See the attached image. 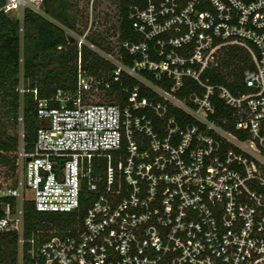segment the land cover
<instances>
[{
  "label": "built area",
  "instance_id": "2783aa9c",
  "mask_svg": "<svg viewBox=\"0 0 264 264\" xmlns=\"http://www.w3.org/2000/svg\"><path fill=\"white\" fill-rule=\"evenodd\" d=\"M43 1L0 0V34L7 17L22 38L25 11L42 14ZM127 17L140 41L116 39L137 59L107 55L111 80L78 68L76 89L47 100L20 75L39 127L26 151L21 103L16 187L0 190L16 204L3 206L0 234H18V264L25 243L34 264H264V0H139ZM230 48L249 58L244 92L205 77ZM117 82L127 103L86 101ZM141 88L155 97L138 99ZM25 201L75 221L25 240Z\"/></svg>",
  "mask_w": 264,
  "mask_h": 264
},
{
  "label": "trees",
  "instance_id": "16d2710c",
  "mask_svg": "<svg viewBox=\"0 0 264 264\" xmlns=\"http://www.w3.org/2000/svg\"><path fill=\"white\" fill-rule=\"evenodd\" d=\"M139 0H119L120 25L119 38L121 41H140L139 35L133 30L127 17V5L138 3ZM70 0H44L42 14L31 10L24 13V31L22 38L19 34V22L11 18H4L1 22L0 34V190L16 187L18 170L16 166L19 136L11 133L18 126L17 118L22 104L23 142L26 151H32L39 122L36 118V101L32 92L22 96L17 92L22 74L24 86L27 90H36L38 99L54 98L58 90L73 92L77 86L78 68L85 74L103 77L111 80L115 66L101 57L86 45L78 47L77 42L67 36L63 28L75 29L76 13L71 10ZM63 27V28H62ZM97 48H105L102 43L91 40ZM100 48V49H101ZM122 63L132 67L135 57L120 48ZM23 57L20 67L19 59ZM249 58L239 48H230L221 58L219 66L205 74L213 84L226 85L232 92H244L242 73L249 68ZM149 79L153 77L144 73ZM120 81L123 85H135L138 81L122 72ZM116 94L121 103H127L129 96L122 93L119 83L111 84L106 92ZM138 99L154 98L155 95L146 88H141ZM56 103H52L55 105ZM216 116L223 114L221 103L216 102ZM16 204L14 198H0V217L3 216V206L7 203ZM86 209L82 205L80 214ZM24 229L25 240H41L50 236L52 232L68 228L74 215H58L39 213L31 201H25ZM18 234L16 232L0 234V264H18ZM30 245L25 243L23 248V264H34L29 254Z\"/></svg>",
  "mask_w": 264,
  "mask_h": 264
},
{
  "label": "rangeland",
  "instance_id": "374dc122",
  "mask_svg": "<svg viewBox=\"0 0 264 264\" xmlns=\"http://www.w3.org/2000/svg\"><path fill=\"white\" fill-rule=\"evenodd\" d=\"M76 13L75 29L71 31L74 38L85 36L83 45L88 46L105 59L107 55L118 57L120 45L116 35L120 25L119 0H96L93 4L89 0H70ZM102 43L105 48H97L90 41ZM85 76H90L85 74ZM95 77V76H92ZM117 97V96H116ZM89 102L115 101V94L109 95L106 92H98L93 97L86 95ZM18 135V127L10 130Z\"/></svg>",
  "mask_w": 264,
  "mask_h": 264
}]
</instances>
